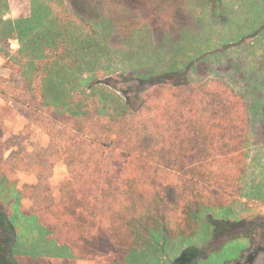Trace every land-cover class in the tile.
Listing matches in <instances>:
<instances>
[{"label":"rangeland","instance_id":"1","mask_svg":"<svg viewBox=\"0 0 264 264\" xmlns=\"http://www.w3.org/2000/svg\"><path fill=\"white\" fill-rule=\"evenodd\" d=\"M65 2L108 35V56L99 66L111 70L98 71V81L138 107L150 92L152 106L135 118L138 141L127 158L122 148L79 134L74 119L55 121L18 102L22 79L17 66H4L2 47L12 54L19 43L0 37V86L7 90L0 94V138L9 147L2 168L12 182L0 190L6 212H20L23 221L17 264H170L204 248L211 253L196 264H264V0ZM8 4V19L31 12V0ZM231 93L243 101L234 106ZM31 97L27 92L34 105ZM215 112L235 131L248 128L245 170L236 173L234 163L218 156L210 169L221 176L207 184L213 199L196 216V228L168 241L162 233L142 241L147 231L130 229L144 203L140 196L164 191L180 201L173 184L182 191L192 177L188 142L177 144L175 163L161 159L156 146L172 133L182 138L183 131L195 139L202 130L195 124ZM143 123H151V135ZM226 138L227 147L237 142ZM213 200L223 206L213 207ZM36 216L50 230L43 238L69 245L73 254H49L54 248L39 244Z\"/></svg>","mask_w":264,"mask_h":264},{"label":"trees","instance_id":"2","mask_svg":"<svg viewBox=\"0 0 264 264\" xmlns=\"http://www.w3.org/2000/svg\"><path fill=\"white\" fill-rule=\"evenodd\" d=\"M8 9V0H0V37L19 43V47L12 54L10 49L2 47L8 56L4 66H17L22 79L23 92L14 98L24 105L32 106L36 111L48 113L55 121L62 118L74 119L77 124L76 130L82 136H87L92 142L104 147L122 148L123 155L127 158L134 156L129 150L130 145L137 144L138 141H135L137 134L135 118L138 114L141 115L145 107L152 106L150 101L153 97L149 92L142 100V105L134 106L111 85L98 81L95 75L98 71L111 70L109 66H99L101 60L108 56V35L77 7H69L65 0H31L30 14L14 19L5 17ZM6 91L0 86V94ZM27 92L31 93L34 105L28 102ZM207 94L217 95L214 92ZM231 96L237 99L233 101L234 106L235 103L239 105L243 101L242 97L235 96L234 93H231ZM217 115L219 114L216 112L208 114L195 124L202 129L195 139L184 138L186 134L184 135L183 131L182 138L172 133V136L168 135L166 138L167 145L156 146L158 148L156 152L161 159L167 163H175L180 156L175 153L177 144L182 146L188 142L191 152L186 156L191 158L189 169L192 177L188 178V182L184 180L188 186L184 184L182 191L179 183L173 184L176 189L172 191H179L180 201H173L169 192L164 191H152L155 194L145 193L144 196H140L144 203L142 206L138 205L140 209L136 208L139 213L133 215L135 224H130L133 228L129 226L128 228L140 235V227H143L149 237L143 236L142 241H149L151 237L155 238L160 233L168 241L172 236L178 237L185 234L188 229L196 228V216L204 209L210 208L212 203L213 198L208 194L207 184L211 178L221 176L220 172L210 169V164L217 161L218 156H224L234 163L239 170L236 173L242 174L245 170L248 159L246 149L248 128L246 127L245 131H235L230 122L229 125L223 123ZM154 121L155 119L150 122ZM86 123L90 125H85ZM143 124L147 134L151 135V123ZM190 126L192 125L189 124L188 127ZM225 137L226 140L229 137H236L237 142H232L227 147L223 143ZM7 149L8 144L1 137L2 188L12 187L8 172L2 168L6 165L3 159ZM177 171L180 172L178 167ZM4 192L0 190V264H17L14 254L17 253L23 221L20 212L13 215L6 212L7 200ZM213 202H216L213 207L223 206L222 203L214 200ZM33 223L42 238L50 232L38 216L33 218ZM139 235L135 244L139 243ZM236 239H240V236ZM39 244L53 247L54 249L48 251L49 254H54L53 250L57 249L59 255L73 254L69 245L58 244L54 239L43 238ZM210 253L211 251L208 252L206 248L200 252L188 251L170 264H196L202 260L204 254Z\"/></svg>","mask_w":264,"mask_h":264},{"label":"flooded vegetation","instance_id":"3","mask_svg":"<svg viewBox=\"0 0 264 264\" xmlns=\"http://www.w3.org/2000/svg\"><path fill=\"white\" fill-rule=\"evenodd\" d=\"M252 260H253V258H252Z\"/></svg>","mask_w":264,"mask_h":264}]
</instances>
